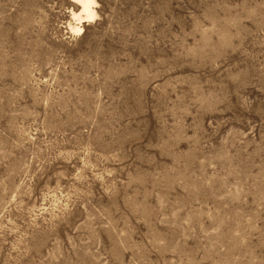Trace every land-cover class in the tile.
Wrapping results in <instances>:
<instances>
[{"label": "rangeland", "instance_id": "374dc122", "mask_svg": "<svg viewBox=\"0 0 264 264\" xmlns=\"http://www.w3.org/2000/svg\"><path fill=\"white\" fill-rule=\"evenodd\" d=\"M0 0V264H264V0Z\"/></svg>", "mask_w": 264, "mask_h": 264}, {"label": "bare ground", "instance_id": "6f19581e", "mask_svg": "<svg viewBox=\"0 0 264 264\" xmlns=\"http://www.w3.org/2000/svg\"><path fill=\"white\" fill-rule=\"evenodd\" d=\"M74 6L71 8L75 22H70L72 31L81 33L84 30V23L97 18V0H71Z\"/></svg>", "mask_w": 264, "mask_h": 264}]
</instances>
